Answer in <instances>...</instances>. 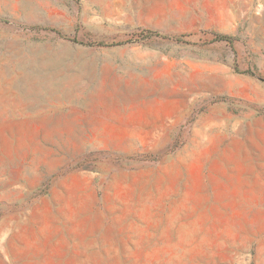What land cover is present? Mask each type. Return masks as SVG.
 Segmentation results:
<instances>
[{"label": "rangeland", "instance_id": "rangeland-1", "mask_svg": "<svg viewBox=\"0 0 264 264\" xmlns=\"http://www.w3.org/2000/svg\"><path fill=\"white\" fill-rule=\"evenodd\" d=\"M258 130L264 0H0V264H264Z\"/></svg>", "mask_w": 264, "mask_h": 264}, {"label": "crops", "instance_id": "crops-1", "mask_svg": "<svg viewBox=\"0 0 264 264\" xmlns=\"http://www.w3.org/2000/svg\"><path fill=\"white\" fill-rule=\"evenodd\" d=\"M264 130H258L259 135L257 136V138L255 140L252 139V143L263 148L264 147ZM238 141H240L242 143V139L239 138ZM231 153V158H236L238 157L239 159H241L242 157L239 155V152L237 149L233 150L230 152ZM242 160V159H241Z\"/></svg>", "mask_w": 264, "mask_h": 264}, {"label": "bare ground", "instance_id": "bare-ground-1", "mask_svg": "<svg viewBox=\"0 0 264 264\" xmlns=\"http://www.w3.org/2000/svg\"><path fill=\"white\" fill-rule=\"evenodd\" d=\"M24 77V76H23ZM25 79V81H26V83L27 82H29V79L28 78H26V77H24ZM21 79V78H20ZM23 79V78H22ZM54 96V92H53V88H51V89H49L48 90V92H47V94L45 95V97H53ZM39 104V105H38ZM33 105V106H32ZM30 106H32V108L31 109H33V108H35L36 106H40V102H38V103H33V104H31ZM38 108H40V107H38Z\"/></svg>", "mask_w": 264, "mask_h": 264}, {"label": "trees", "instance_id": "trees-1", "mask_svg": "<svg viewBox=\"0 0 264 264\" xmlns=\"http://www.w3.org/2000/svg\"><path fill=\"white\" fill-rule=\"evenodd\" d=\"M146 32H147V31H146ZM150 34H155V32H152V31H151V33H150Z\"/></svg>", "mask_w": 264, "mask_h": 264}]
</instances>
